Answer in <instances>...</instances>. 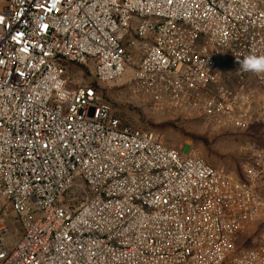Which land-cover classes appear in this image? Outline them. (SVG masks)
I'll use <instances>...</instances> for the list:
<instances>
[{"label": "built area", "instance_id": "built-area-1", "mask_svg": "<svg viewBox=\"0 0 264 264\" xmlns=\"http://www.w3.org/2000/svg\"><path fill=\"white\" fill-rule=\"evenodd\" d=\"M250 55L264 56V0H0V264H264V246L231 257L264 211L261 164L235 180L121 126L68 74L129 73L156 108L264 129V102L217 71L223 56L242 78Z\"/></svg>", "mask_w": 264, "mask_h": 264}, {"label": "rangeland", "instance_id": "rangeland-1", "mask_svg": "<svg viewBox=\"0 0 264 264\" xmlns=\"http://www.w3.org/2000/svg\"><path fill=\"white\" fill-rule=\"evenodd\" d=\"M92 72L90 63L68 66L74 84L84 81L93 86L121 126L152 132L164 146L182 154L196 155L241 182L247 181L246 171L254 164L257 151L260 159H264V129L260 126L253 125L244 131L219 128L186 111L156 108L148 98L133 91L128 82L129 73L116 83L104 84L96 82ZM224 72L233 71L231 67H225ZM13 241L17 242L18 238L15 236ZM261 246H264V223L255 221L237 234L231 257L237 256L241 250Z\"/></svg>", "mask_w": 264, "mask_h": 264}, {"label": "crops", "instance_id": "crops-1", "mask_svg": "<svg viewBox=\"0 0 264 264\" xmlns=\"http://www.w3.org/2000/svg\"><path fill=\"white\" fill-rule=\"evenodd\" d=\"M216 63L217 71L219 72L220 77V85L223 88L232 92H236L239 88H241L249 95L253 109L256 108L259 103L264 102V94H262L257 80L252 72H249L240 78L235 72L234 64L229 59L222 56L217 58ZM225 67H231L233 72H224ZM259 154L260 152L257 151V158L255 159L253 165L261 164L262 171H264V159H259ZM254 188L260 193L262 198H264V177L255 182ZM256 222L264 223V211H262Z\"/></svg>", "mask_w": 264, "mask_h": 264}, {"label": "clouds", "instance_id": "clouds-1", "mask_svg": "<svg viewBox=\"0 0 264 264\" xmlns=\"http://www.w3.org/2000/svg\"><path fill=\"white\" fill-rule=\"evenodd\" d=\"M238 63L243 71L264 73V56L250 55Z\"/></svg>", "mask_w": 264, "mask_h": 264}]
</instances>
